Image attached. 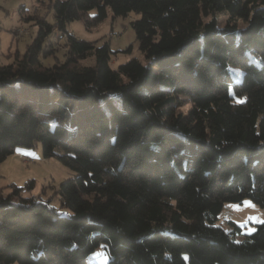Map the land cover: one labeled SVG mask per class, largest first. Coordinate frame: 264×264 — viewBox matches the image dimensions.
<instances>
[{
	"label": "trees",
	"instance_id": "16d2710c",
	"mask_svg": "<svg viewBox=\"0 0 264 264\" xmlns=\"http://www.w3.org/2000/svg\"><path fill=\"white\" fill-rule=\"evenodd\" d=\"M50 6L55 23L26 16L36 37L0 65V163L41 143L77 174L57 189L59 207L13 184L0 192V264H88L101 246L107 264H264V223L242 241L235 221L217 224L227 203L264 209V0ZM109 9L140 16L131 26L144 61L112 68L109 42L67 31Z\"/></svg>",
	"mask_w": 264,
	"mask_h": 264
},
{
	"label": "rangeland",
	"instance_id": "374dc122",
	"mask_svg": "<svg viewBox=\"0 0 264 264\" xmlns=\"http://www.w3.org/2000/svg\"><path fill=\"white\" fill-rule=\"evenodd\" d=\"M34 14L42 15L50 23H55L50 0H0V65L13 63L18 55L22 56L26 52L27 46L37 35L38 27L32 20H27L25 17ZM95 14V9L90 11L91 16ZM135 17L140 16L133 14L126 17L114 16L109 9L107 18L94 26H87L84 20L79 19L68 23L66 28L76 38L92 41L98 46L109 42L114 51L110 65L116 68L131 58L145 60L131 26V20ZM217 17L220 25H224L228 19V15L224 13L218 14ZM209 19L210 17L206 18V20ZM239 25L243 27L246 22L239 21ZM61 35L55 32V45L63 42L60 41ZM57 47L59 50L56 56L64 60L65 49L62 46L57 45ZM41 60L45 66L55 62L53 56ZM232 70L242 73L237 68ZM189 109L190 104H186L181 111L186 113ZM76 174L56 157H44L41 143L35 144L34 147L19 146L13 154L0 163V192L4 195L10 194L13 184L24 187L23 196L41 198L59 207L60 199L58 195L56 196L57 189L62 182L75 177ZM30 183L33 184L28 189L27 185ZM230 220L242 227V234L237 236V240L242 241L246 235L256 230V225L264 223V209L250 199L242 203H227L219 215L217 224L228 231ZM109 259V254L101 246L88 257L87 261L88 264H107Z\"/></svg>",
	"mask_w": 264,
	"mask_h": 264
},
{
	"label": "built area",
	"instance_id": "2783aa9c",
	"mask_svg": "<svg viewBox=\"0 0 264 264\" xmlns=\"http://www.w3.org/2000/svg\"><path fill=\"white\" fill-rule=\"evenodd\" d=\"M23 31H24V30H23ZM23 31H22V32H23Z\"/></svg>",
	"mask_w": 264,
	"mask_h": 264
}]
</instances>
